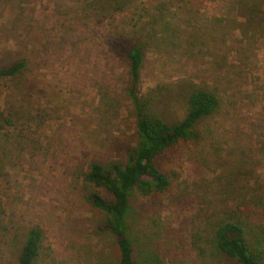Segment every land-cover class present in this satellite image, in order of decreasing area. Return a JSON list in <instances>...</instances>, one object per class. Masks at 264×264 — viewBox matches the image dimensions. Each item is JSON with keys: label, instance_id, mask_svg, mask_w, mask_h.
Listing matches in <instances>:
<instances>
[{"label": "rangeland", "instance_id": "1", "mask_svg": "<svg viewBox=\"0 0 264 264\" xmlns=\"http://www.w3.org/2000/svg\"><path fill=\"white\" fill-rule=\"evenodd\" d=\"M140 43L137 94L168 124L185 111L181 84L208 85L219 114L180 143L166 196L131 192L135 264H230L212 242L225 221L264 229V0H0V264H17L31 229L34 264H119L105 213L91 206L89 166L137 147L125 48Z\"/></svg>", "mask_w": 264, "mask_h": 264}, {"label": "trees", "instance_id": "2", "mask_svg": "<svg viewBox=\"0 0 264 264\" xmlns=\"http://www.w3.org/2000/svg\"><path fill=\"white\" fill-rule=\"evenodd\" d=\"M127 62V92L135 111V134L138 145L126 159L104 166L91 164L83 175L86 184L104 190L110 197L91 191L87 202L105 213L102 230L110 233L116 242L119 264H135L134 249L127 237L126 214L132 191L143 197L166 196L174 189L175 172L171 168L180 143L199 141L196 125L220 113L222 100L208 85L192 82L181 84V105L184 119L168 124L159 111L161 96L174 88L160 86L150 90L143 97L137 94L140 70L144 62L142 44L134 43L125 48ZM27 61L17 60L8 66H0V80L13 78L26 71ZM42 233L38 229L27 232L21 247L17 264H34L39 255ZM212 242L218 252L230 264H264V229L256 230L237 222L225 221L213 230ZM150 264V263H146Z\"/></svg>", "mask_w": 264, "mask_h": 264}]
</instances>
